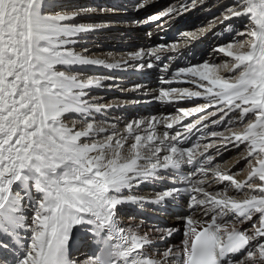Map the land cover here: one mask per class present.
<instances>
[{
  "label": "snow or ice",
  "instance_id": "6c2138e0",
  "mask_svg": "<svg viewBox=\"0 0 264 264\" xmlns=\"http://www.w3.org/2000/svg\"><path fill=\"white\" fill-rule=\"evenodd\" d=\"M0 264H264V0H0Z\"/></svg>",
  "mask_w": 264,
  "mask_h": 264
},
{
  "label": "bare ground",
  "instance_id": "6f19581e",
  "mask_svg": "<svg viewBox=\"0 0 264 264\" xmlns=\"http://www.w3.org/2000/svg\"><path fill=\"white\" fill-rule=\"evenodd\" d=\"M79 2H81V3H89L90 0H79ZM121 31H125V30L121 29ZM113 35H115V33H113L111 35L101 34L100 36L96 37L97 41L101 44V48L98 49V50H96V49H94V50L95 51H99V52H106V51H109V45L108 44H110V43L114 44L115 43L116 45L114 44V46L110 50L115 51L117 53H123V52L127 51V50H121V49L114 50V48L117 47V45L119 43H123V41L118 39V38L117 39H112ZM105 44H107V45H105ZM115 96H113V97H115ZM109 98H112V97H109ZM129 113H132V112L129 111Z\"/></svg>",
  "mask_w": 264,
  "mask_h": 264
}]
</instances>
